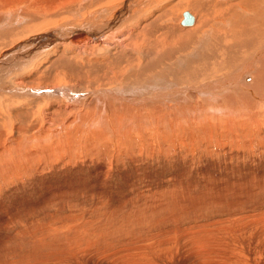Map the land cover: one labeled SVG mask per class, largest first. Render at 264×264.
<instances>
[{"label":"rangeland","instance_id":"374dc122","mask_svg":"<svg viewBox=\"0 0 264 264\" xmlns=\"http://www.w3.org/2000/svg\"><path fill=\"white\" fill-rule=\"evenodd\" d=\"M28 1L4 4L6 7L0 1L1 15L26 9L32 14L24 16L19 30L25 29V33L15 40L52 29L65 32V22L82 25L97 7L73 14L75 11L68 5L52 11L47 3ZM136 1L133 10L152 13L160 25L167 26L165 32L152 37L149 49L160 53L162 47H176L174 59L168 60L165 68H172L170 72L176 75L164 71L168 80H182L183 85L193 84L190 77L200 76L201 81L206 79L205 74L216 70L220 73L227 46L236 43L231 48L241 59L248 54L245 52L264 43V0H252L249 6V0ZM187 11L195 12L199 22L209 17L195 34L175 29L179 21L182 25ZM51 12L59 15L53 17ZM97 20L104 21V15ZM250 29L252 33L248 32ZM139 31L135 32L137 40L129 41L132 47L142 50L141 42L147 43V38ZM203 36L211 44H203L202 48L199 41L204 40ZM199 50L200 58L188 57ZM178 56L184 58L186 65H173ZM47 58L40 55L39 61H34L35 72L29 74L32 79L48 75L44 70L50 62ZM215 114L189 125L185 121H168L166 127L152 123L127 130L109 116V126L100 123L98 128L97 121L90 124L91 129L72 124L70 130L62 129L54 139L47 138L44 130L38 132V147L35 140L30 147H42L40 151L35 155L27 152L29 159L13 161L6 165L8 169L0 170V264H201L189 258L199 247L206 257L213 254L211 258L218 261L213 264H222L225 254V262L235 260L229 264H241L244 256L245 260L264 264V121L259 128L237 118L231 127L229 122L216 121ZM95 131L101 135L99 138ZM48 144L52 152L44 149ZM195 229L205 231L199 237L198 233L193 235L196 239L190 236L194 241L185 238L184 232ZM202 236L207 242L202 241ZM197 238L199 246L194 249ZM202 242L206 243L203 249ZM210 242L215 244L211 246ZM206 247L211 252H206ZM233 250L239 252L238 256ZM216 251L220 252L215 254Z\"/></svg>","mask_w":264,"mask_h":264},{"label":"bare ground","instance_id":"6f19581e","mask_svg":"<svg viewBox=\"0 0 264 264\" xmlns=\"http://www.w3.org/2000/svg\"><path fill=\"white\" fill-rule=\"evenodd\" d=\"M103 1L106 2L104 3ZM135 1L136 0H121L118 3L116 0H38V3H47L46 5H49V9L52 11L53 9L55 10L61 6L68 5V7H70L69 9L75 11L73 14L83 8L89 9L94 6L97 7H94L95 9L90 16L83 21L82 25L70 22L67 24L68 20L65 22L66 25L63 23L65 25V32L58 33L60 29H57L58 31L52 29L38 35L31 34L24 37L22 36L23 38L20 37L18 39L19 41L14 38L25 33V29L19 30L20 24L25 15L29 16L28 14H32L30 12L27 13V9L25 11L18 10L9 14H0V170H3L8 163L12 164L13 161L16 162V160L21 159L23 161L24 157L25 160L26 158L29 159L30 157L25 155L27 152L31 155L37 154L38 151H40L39 148L42 147H30V142L35 140L37 145L36 134L42 130H44L47 138L58 137L59 131L68 128L72 124L79 123L78 125L85 129H91L90 126L96 121L99 123H95V126L100 123L106 125L108 124L107 119L109 116L111 117L110 119L116 121L121 127H127L126 130L130 127L133 128L134 125H140L142 127L144 124L147 126L152 125V123L156 125H165L166 127L167 123L169 125L168 121H179L181 124L185 121L184 124L189 125L195 120L201 121L208 117L210 113H216L219 117L222 116L220 119H218V116H215L214 119L216 121L221 120V123L224 122V124L229 122L231 127L237 118L247 121L246 125L249 122L251 125L259 128L262 126L261 124L264 121V43L260 45L257 44V46L252 49L248 46L253 51L245 52L248 54L244 55L241 59L239 55L234 53L235 50L233 51L231 48L232 45L235 46L236 43L227 46L228 53H226V56L222 59L221 68L219 69L220 73L216 70L212 74H205L204 76L206 79L201 81H199V78H202L200 76H195L194 78L190 77L191 82H199H193L191 85H183V83H180L182 80L179 79V82H175L174 80L172 81V79L168 80L167 76H165L167 73L173 77L176 75L174 72H170L173 70L172 68L165 69L168 68L167 61H171L172 58L174 59L176 47H162L160 53H155V51L152 52L151 49H149L153 41L152 37L156 35V33H162L167 26L160 25V22L158 23V21H156L152 13H148L147 15L144 12L145 10H133L135 8L132 9L134 4L137 2V4H139L141 2ZM22 2L27 3L29 1L2 0L1 3L3 5H9L10 3ZM251 3L252 0H249L246 4L249 6ZM204 6L205 4H203V7ZM199 9L196 8L198 11ZM65 11H68V9ZM35 13H33V18H35ZM50 14L53 17L59 15L57 12H51ZM108 14L112 16L108 17ZM103 15L105 20L99 22L97 18ZM196 16L195 12L194 14L188 11L185 12L183 14L182 25L187 27H182L179 21L175 29L178 31H180V29H185L188 34H195L200 26L209 20V17H205L204 20H201L203 22H199ZM253 17L255 18V16ZM35 19H37V17ZM30 21L31 20H29V22ZM249 21L251 22L250 18ZM134 23H136V25ZM252 25L254 24L251 23V26ZM254 29H256V27ZM137 30H140L139 32L142 33L140 35H144L147 38V43L144 41L141 42V45H146L142 47V50L135 49V46L132 47L133 43L131 44V42L137 40V35L135 34ZM248 32L252 33L251 29L248 30ZM241 33L242 32H240V34ZM254 33L256 34V32ZM248 37L251 38L250 36ZM236 39L238 38L236 37ZM201 40L199 41V43H201L199 44L200 47H202L203 44L204 46H207L208 43L211 44L209 39ZM251 43L253 44V42ZM251 43H247V45L251 46ZM50 49L53 50L51 51ZM184 50L186 49L184 48ZM201 53L200 50L199 52L194 51L191 52V56L189 55L188 57L193 59L194 57L202 56ZM40 55H46L50 58L49 64L44 68L45 73L48 75L44 74L43 77L36 80L32 79L29 74L31 73L32 75L34 71L33 68H35L34 61H37ZM86 58L90 59L87 60L89 62L85 61ZM190 59H188V61ZM183 60V57L178 56L173 65L175 64L182 67L185 64V60ZM164 63L167 64V66H165ZM169 65H171V63H169ZM159 67L161 69H159ZM179 69L181 70L180 67ZM223 69L228 70L224 71ZM164 70H168V72L166 71V73ZM185 72L189 75L188 71ZM74 75L82 77L77 78L74 77ZM100 97H102V99H99ZM18 110L21 111L20 114L15 113ZM116 123H114L115 127ZM105 132L107 133V131H104V133ZM95 135H97L98 138L101 136L99 132H96ZM39 138L38 136V140ZM42 139H44V137H42ZM40 142L41 141H39V143ZM43 143H45V141ZM63 144L59 143V145ZM26 149L36 150L31 151ZM44 149L52 152L49 144ZM6 169L8 168L6 167ZM195 230H187L186 233L184 232L185 238L192 236L196 239L195 237H199V235H202L205 231V229L204 231L203 229L200 231L196 230V232ZM201 231L202 233H200ZM206 233L208 235V232L204 234ZM209 233L211 232L209 231ZM195 234H197V236H193ZM222 234L226 235L225 233ZM198 239L199 238H197V241ZM204 239L205 237H203L202 241H204ZM215 240L217 242V239ZM204 242H207V239ZM193 243L194 245L196 244L195 242ZM211 243L215 244V242H210V245ZM197 244L196 247L192 244L194 249L199 246V241ZM201 244L203 249V245L206 243L203 244L202 242ZM200 248L201 247H199V249ZM199 249L193 251L192 256L189 258L201 264H213L218 262L214 258H211L213 254L210 253L211 256L208 254L210 258L206 257V254L204 253V255L203 252H199ZM204 250H207V247ZM209 251L207 250L206 252ZM218 252L215 254H218ZM234 252H236V254ZM234 252L235 255L239 253L238 251ZM188 255L186 257H188ZM220 255L223 256V254ZM225 255L223 256L224 258H222L224 262L220 261L222 264H229L233 259L230 260L228 257L230 261L225 262ZM231 255L233 256V254ZM250 255L252 256V253H250ZM242 258L244 259H240L241 264L262 263H258V261L252 259L245 260V256ZM219 259H221V257Z\"/></svg>","mask_w":264,"mask_h":264}]
</instances>
